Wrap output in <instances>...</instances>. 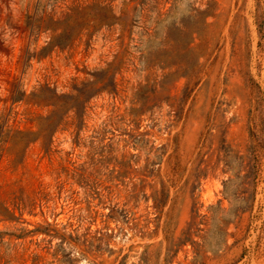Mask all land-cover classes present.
Segmentation results:
<instances>
[{"label":"rangeland","instance_id":"1","mask_svg":"<svg viewBox=\"0 0 264 264\" xmlns=\"http://www.w3.org/2000/svg\"><path fill=\"white\" fill-rule=\"evenodd\" d=\"M0 264H264V0H0Z\"/></svg>","mask_w":264,"mask_h":264},{"label":"trees","instance_id":"2","mask_svg":"<svg viewBox=\"0 0 264 264\" xmlns=\"http://www.w3.org/2000/svg\"><path fill=\"white\" fill-rule=\"evenodd\" d=\"M100 9L104 10L107 14H105L103 16H100L98 18L97 25H101V24L112 25V23L117 20V18L114 17V15L112 14V9L111 8H108L107 6H103V7H100ZM191 35H193V33H191ZM192 42H193V37H192L190 43H192ZM185 48H186L187 51H191V50H193L194 47L186 46ZM196 65H197L196 63H193V64L189 65V70H188V72H186V75H184L188 80H191V79H193V77H195L196 70H197V66ZM108 72H109V70L107 71V73ZM110 79H111V83H112V81H113L112 74H111ZM113 86H114V83H113ZM106 87H107V84H104L100 89H105ZM186 90H188V85H186ZM170 106L171 107H175V101H173ZM160 203H161L160 199L156 200V205H159Z\"/></svg>","mask_w":264,"mask_h":264}]
</instances>
